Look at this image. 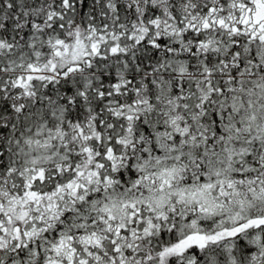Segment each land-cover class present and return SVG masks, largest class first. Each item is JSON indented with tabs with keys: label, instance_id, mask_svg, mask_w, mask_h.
<instances>
[{
	"label": "snow or ice",
	"instance_id": "snow-or-ice-1",
	"mask_svg": "<svg viewBox=\"0 0 264 264\" xmlns=\"http://www.w3.org/2000/svg\"><path fill=\"white\" fill-rule=\"evenodd\" d=\"M0 264H264V0H0Z\"/></svg>",
	"mask_w": 264,
	"mask_h": 264
}]
</instances>
